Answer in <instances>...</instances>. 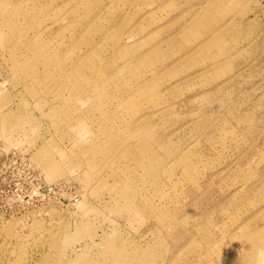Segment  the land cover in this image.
Instances as JSON below:
<instances>
[{"label": "rangeland", "instance_id": "1", "mask_svg": "<svg viewBox=\"0 0 264 264\" xmlns=\"http://www.w3.org/2000/svg\"><path fill=\"white\" fill-rule=\"evenodd\" d=\"M0 147V264H264V0H0Z\"/></svg>", "mask_w": 264, "mask_h": 264}, {"label": "built area", "instance_id": "2", "mask_svg": "<svg viewBox=\"0 0 264 264\" xmlns=\"http://www.w3.org/2000/svg\"><path fill=\"white\" fill-rule=\"evenodd\" d=\"M17 162L16 154H6L0 147V175L5 174V172H12V165ZM5 178L0 181V209L7 205V201L11 195L9 189H7ZM16 186V185H15Z\"/></svg>", "mask_w": 264, "mask_h": 264}]
</instances>
